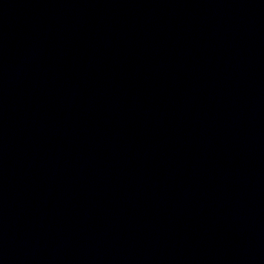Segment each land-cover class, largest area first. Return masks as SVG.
<instances>
[{
    "label": "water",
    "instance_id": "95a60500",
    "mask_svg": "<svg viewBox=\"0 0 264 264\" xmlns=\"http://www.w3.org/2000/svg\"><path fill=\"white\" fill-rule=\"evenodd\" d=\"M0 264H264V0H0Z\"/></svg>",
    "mask_w": 264,
    "mask_h": 264
}]
</instances>
